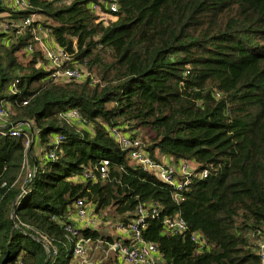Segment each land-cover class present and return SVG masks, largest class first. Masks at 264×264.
<instances>
[{
	"label": "trees",
	"instance_id": "trees-1",
	"mask_svg": "<svg viewBox=\"0 0 264 264\" xmlns=\"http://www.w3.org/2000/svg\"><path fill=\"white\" fill-rule=\"evenodd\" d=\"M95 1L25 0L18 10L0 0V23L35 16L69 55L63 67L97 81L51 80L38 45L26 51L31 37L0 28V105L6 123L29 126L16 127L18 137L0 133V264H77L63 227L80 198L124 227L143 204L141 236L157 264H258L250 235L264 230V0H115L113 22L95 20ZM71 111L81 124L65 119ZM109 129L138 140L155 162L186 163L189 183L175 191L142 172ZM24 161L34 173L28 186ZM89 170L95 182L82 177ZM173 216L185 225L179 234L163 227ZM78 232L129 243L97 228ZM30 235L45 239L48 253Z\"/></svg>",
	"mask_w": 264,
	"mask_h": 264
},
{
	"label": "built area",
	"instance_id": "built-area-1",
	"mask_svg": "<svg viewBox=\"0 0 264 264\" xmlns=\"http://www.w3.org/2000/svg\"><path fill=\"white\" fill-rule=\"evenodd\" d=\"M61 1L68 4L72 0ZM10 5L18 10H25L28 8L25 0H10ZM88 9L95 17L96 21H115L116 17L114 14L117 10L115 0H97L90 4ZM0 28L4 31H12L14 34H26L31 37V43L27 45L26 51L31 52L33 43L38 45V48L41 50L45 60L47 61L49 69L51 70L49 75L51 80L79 81L88 78L92 84L97 82L83 70L63 67L64 63L69 61V55L64 51L56 50L51 46L50 39L47 38V30L41 28L40 25L36 23L35 16H26L17 23H0ZM15 83L16 81L11 84V90H13ZM22 104L24 105L25 102ZM8 115L9 112L0 105L1 135L18 137L20 135V131H18L16 127L23 126L29 129L27 123L24 122L9 125L6 123ZM64 117L71 123L74 122L81 124V122H83V119H81L75 111L65 113ZM109 134L115 140L118 149L121 152H127L132 163L142 172L153 174L156 179L168 186H171L175 191L181 190L189 183L191 171L186 163L181 162L177 166H174L170 160L165 158H161L159 159V162H155L148 157L143 149V146L138 140L131 139L115 129H109ZM61 139L62 138L60 136H56L53 138V143L56 145L59 141H61ZM29 143L30 139L28 137L25 138L23 144L24 147L27 148ZM49 158H52V154L50 153ZM23 165L25 169L23 184L28 186V183L31 181L34 173L33 171L30 172V170L27 169L26 161H24ZM107 165V160H101L98 163V166L94 168L98 179L102 180L106 178ZM205 176L206 172H202L200 174L201 178H204ZM82 177L89 179L91 182L96 181V176H94L90 170L83 173ZM178 177L181 181L177 179ZM27 186L19 190L12 202V205L16 204L18 199L24 195ZM73 208V217L76 222L65 224L63 229L67 235L73 238L72 253L76 258L80 259L85 255L84 243L87 240L80 237L78 230L82 228H96L99 225V215L92 214L90 201L85 198L77 199L73 204ZM147 212L148 209L143 204L139 203L135 206L133 213L134 217L129 221L126 227L119 222L114 224V229L121 234L122 238L129 241L128 244L123 243L119 239L106 242V249L111 253H115V255L119 258L120 264H157L154 245L151 242L145 241L141 236V230L144 227V219L147 217ZM150 214H156L155 208H150ZM9 220L11 221L12 227L17 228V225L12 222V208L9 213ZM162 223L165 231L169 234H179L185 229L183 221L178 216L164 218ZM30 236L31 238L38 240L45 250H48V244L45 239H39L33 235ZM250 236L253 242V249L258 259V264H264V230L256 231ZM190 240L197 243L198 247L203 244L198 233H191Z\"/></svg>",
	"mask_w": 264,
	"mask_h": 264
},
{
	"label": "crops",
	"instance_id": "crops-1",
	"mask_svg": "<svg viewBox=\"0 0 264 264\" xmlns=\"http://www.w3.org/2000/svg\"><path fill=\"white\" fill-rule=\"evenodd\" d=\"M31 145H32V137H30L29 148L31 147ZM32 156H33V154L30 152L29 153V158L31 160H33ZM33 166H34V163H33ZM71 220L74 223L76 222L74 217H71ZM111 226H112V229H113L112 237H115L117 235L122 237L121 234L116 229H114V224L111 225ZM96 228L102 234H106V235L107 234H111V233H107L106 230H104V228L100 227V225H98ZM102 245H104L106 247V243L101 241L100 239H96L94 241H92V240L91 241L90 240L85 241V243H84L85 255L82 258H80V259L75 258V261L77 260L76 262L79 263V264H91V263L92 264H94V263L99 264L100 260L98 261V259H97V247H102ZM109 257H110L109 262L104 263V264H117V263H120L119 261H117L118 257L115 255V253H110L109 252Z\"/></svg>",
	"mask_w": 264,
	"mask_h": 264
},
{
	"label": "rangeland",
	"instance_id": "rangeland-1",
	"mask_svg": "<svg viewBox=\"0 0 264 264\" xmlns=\"http://www.w3.org/2000/svg\"><path fill=\"white\" fill-rule=\"evenodd\" d=\"M101 214H102V217H101ZM111 214L112 213L108 210H105L102 213L98 214L99 215L98 222H99L100 227L104 228V230H106L107 233H111L110 235L113 234V229L111 225L116 223L114 222L116 219L114 220ZM100 217H101V220H100ZM109 252L110 251H108L104 245H102V247H97V259L98 261L100 260L99 264H104V263L109 262V259H110ZM117 261H119V258H117Z\"/></svg>",
	"mask_w": 264,
	"mask_h": 264
},
{
	"label": "water",
	"instance_id": "water-1",
	"mask_svg": "<svg viewBox=\"0 0 264 264\" xmlns=\"http://www.w3.org/2000/svg\"><path fill=\"white\" fill-rule=\"evenodd\" d=\"M46 253H48V250H46ZM2 264V263H1Z\"/></svg>",
	"mask_w": 264,
	"mask_h": 264
}]
</instances>
